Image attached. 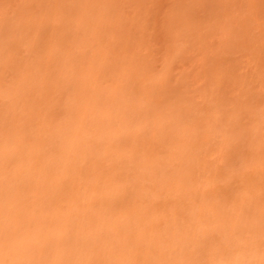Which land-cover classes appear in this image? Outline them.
I'll return each mask as SVG.
<instances>
[{"label":"rangeland","instance_id":"rangeland-1","mask_svg":"<svg viewBox=\"0 0 264 264\" xmlns=\"http://www.w3.org/2000/svg\"><path fill=\"white\" fill-rule=\"evenodd\" d=\"M0 264H264V0H0Z\"/></svg>","mask_w":264,"mask_h":264}]
</instances>
